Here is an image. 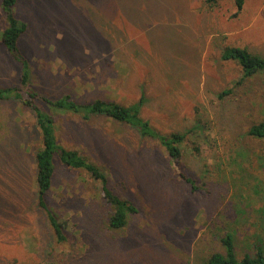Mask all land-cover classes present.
<instances>
[{"label":"rangeland","instance_id":"obj_1","mask_svg":"<svg viewBox=\"0 0 264 264\" xmlns=\"http://www.w3.org/2000/svg\"><path fill=\"white\" fill-rule=\"evenodd\" d=\"M236 11L235 0L19 1L29 23L20 46L39 95L144 98L142 116L155 128L189 134L181 167L136 126L58 113L59 142L98 163L109 187L138 207L126 227L111 228L103 183L56 158L47 202L65 223L61 239L39 204L36 115L0 99V264H206L225 251L228 231L240 258L264 245V139L249 134L264 120V72L238 83L242 66L221 56L229 45L264 56V0ZM21 77L0 38V87Z\"/></svg>","mask_w":264,"mask_h":264},{"label":"trees","instance_id":"obj_2","mask_svg":"<svg viewBox=\"0 0 264 264\" xmlns=\"http://www.w3.org/2000/svg\"><path fill=\"white\" fill-rule=\"evenodd\" d=\"M20 0H2L3 12L8 26L1 32V42L21 67L22 77L20 85L0 87V99L15 98L29 106L35 113L37 124L42 136V145L36 153V181L38 185L39 204L47 211L55 232L64 239L65 223L58 218L53 206L47 202V194L52 188L56 171V158L73 169L85 170L103 183V192L114 212L109 219L110 227L116 230L123 229L129 224L133 214L138 212L137 205L130 199L116 194L109 187V177L103 168L81 153L79 149L69 148L59 142L57 136L56 115L58 113L73 112L82 114L85 118L92 115L104 114L117 121L136 126L144 136L159 140L168 150L170 156L181 166L180 161L186 152L187 136L189 132L172 131L164 133L152 125L150 120L142 116L144 98L138 102L125 104L118 101L97 99L89 103L76 101L71 94L60 98L39 95L30 85V64L20 46L22 35L29 28V23L17 15L16 7ZM215 4L217 0H208ZM247 0H235L237 11L240 13ZM223 60H234L242 66L243 75L238 83L253 78L264 72V56L253 53L247 47L226 46L222 50ZM225 93L221 94L223 97ZM39 99L44 100L49 108L42 105ZM249 134L264 139V120L254 123ZM182 167V166H181ZM182 176L192 183L196 189V181L185 171ZM221 242L225 251H215L209 255L206 264H264V245L262 242L253 244L252 251L245 252L239 257L235 234L228 231Z\"/></svg>","mask_w":264,"mask_h":264}]
</instances>
